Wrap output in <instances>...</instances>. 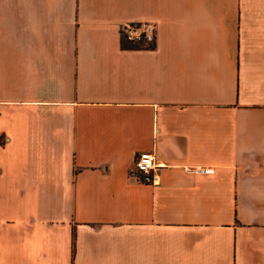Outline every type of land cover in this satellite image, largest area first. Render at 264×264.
Segmentation results:
<instances>
[{
    "label": "crops",
    "instance_id": "0c3cea01",
    "mask_svg": "<svg viewBox=\"0 0 264 264\" xmlns=\"http://www.w3.org/2000/svg\"><path fill=\"white\" fill-rule=\"evenodd\" d=\"M0 264H264V0H0Z\"/></svg>",
    "mask_w": 264,
    "mask_h": 264
},
{
    "label": "built area",
    "instance_id": "2783aa9c",
    "mask_svg": "<svg viewBox=\"0 0 264 264\" xmlns=\"http://www.w3.org/2000/svg\"><path fill=\"white\" fill-rule=\"evenodd\" d=\"M121 41L135 46H150L155 40V25L151 21L121 22L117 26ZM159 163L152 151L139 152L128 168V176L142 184H156L158 181ZM199 172L210 173L211 168L197 169Z\"/></svg>",
    "mask_w": 264,
    "mask_h": 264
}]
</instances>
